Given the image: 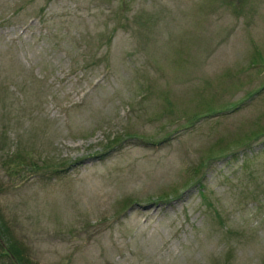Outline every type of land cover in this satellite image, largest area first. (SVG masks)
I'll return each mask as SVG.
<instances>
[{
  "label": "rangeland",
  "instance_id": "1",
  "mask_svg": "<svg viewBox=\"0 0 264 264\" xmlns=\"http://www.w3.org/2000/svg\"><path fill=\"white\" fill-rule=\"evenodd\" d=\"M261 127L264 0H0V264H264Z\"/></svg>",
  "mask_w": 264,
  "mask_h": 264
},
{
  "label": "trees",
  "instance_id": "2",
  "mask_svg": "<svg viewBox=\"0 0 264 264\" xmlns=\"http://www.w3.org/2000/svg\"><path fill=\"white\" fill-rule=\"evenodd\" d=\"M208 111V110H207ZM212 110H209L208 112H211ZM198 115H200L201 116V114H199V113H196V115H194V117H198ZM193 117V118H194ZM264 127H261V128H259V129H257V130H255V131H253V132H251V133H249V134H251L250 135V139L251 138H256L257 136H260V135H262V134H264V129H263ZM260 134V135H259ZM246 139H249V138H246ZM246 139H242L241 140V142H243V141H245ZM240 143V142H239ZM232 145V143H225V145ZM223 145V143H221V146ZM224 151V149L223 150H221V152H223ZM212 153H210V156L211 157H213L214 155H216L217 154V151L216 150H213V151H211ZM204 166V165H203ZM166 195V194H165ZM167 196V195H166ZM205 198V197H204ZM1 226V228H2V225H0ZM2 239V238H1ZM13 244V245H12ZM9 243L8 244V246L7 247H9V248H6V247H2V249H3V251H4V253L6 254V255H8V254H10V257H12V258H15V261H16V263L17 264H21V259H20V256L18 255V252H19V250L17 249V247H16V245L14 244V243ZM5 246L4 245V243H2V240H0V246ZM15 249V251H13V249Z\"/></svg>",
  "mask_w": 264,
  "mask_h": 264
}]
</instances>
